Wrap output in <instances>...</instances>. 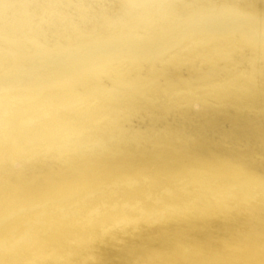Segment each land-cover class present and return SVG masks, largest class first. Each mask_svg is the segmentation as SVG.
<instances>
[{
    "label": "rangeland",
    "instance_id": "rangeland-1",
    "mask_svg": "<svg viewBox=\"0 0 264 264\" xmlns=\"http://www.w3.org/2000/svg\"><path fill=\"white\" fill-rule=\"evenodd\" d=\"M0 264H264V0H0Z\"/></svg>",
    "mask_w": 264,
    "mask_h": 264
}]
</instances>
